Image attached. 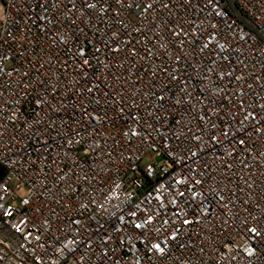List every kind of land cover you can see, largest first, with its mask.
Listing matches in <instances>:
<instances>
[{
	"label": "built area",
	"instance_id": "built-area-1",
	"mask_svg": "<svg viewBox=\"0 0 264 264\" xmlns=\"http://www.w3.org/2000/svg\"><path fill=\"white\" fill-rule=\"evenodd\" d=\"M0 264H264V0H0Z\"/></svg>",
	"mask_w": 264,
	"mask_h": 264
},
{
	"label": "snow or ice",
	"instance_id": "snow-or-ice-1",
	"mask_svg": "<svg viewBox=\"0 0 264 264\" xmlns=\"http://www.w3.org/2000/svg\"><path fill=\"white\" fill-rule=\"evenodd\" d=\"M158 247V246H157Z\"/></svg>",
	"mask_w": 264,
	"mask_h": 264
}]
</instances>
